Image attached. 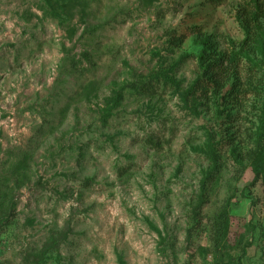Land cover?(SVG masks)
<instances>
[{"label":"rangeland","instance_id":"374dc122","mask_svg":"<svg viewBox=\"0 0 264 264\" xmlns=\"http://www.w3.org/2000/svg\"><path fill=\"white\" fill-rule=\"evenodd\" d=\"M251 10V0H0V193L15 204L0 264H219L209 224L227 202L229 245L251 246L220 264H264V178L246 159L264 110L258 59L236 67L242 86L249 67L255 76L238 104L188 94L202 39L238 51Z\"/></svg>","mask_w":264,"mask_h":264},{"label":"trees","instance_id":"16d2710c","mask_svg":"<svg viewBox=\"0 0 264 264\" xmlns=\"http://www.w3.org/2000/svg\"><path fill=\"white\" fill-rule=\"evenodd\" d=\"M210 1L215 3L219 0ZM251 3L252 10L241 16L244 39L238 51L229 53L221 52L218 51L216 44L210 38L206 37L202 39V49L198 56L202 77L200 80H196L190 87L189 95L195 96L196 94H200V97H206L210 93V96L217 97L222 101L223 105L226 102H235V104H238V99H240L241 95L245 97L246 94L250 93L253 81L255 80L254 74L251 73V67L247 70L248 75L244 86H242L238 78L236 67L239 62H242L245 56L250 62L252 61L251 57H256L258 59V66L262 73V81H260L258 85L261 90H263L264 96V28L261 24V20H264V0H251ZM180 43L181 41L179 39L173 41L174 46H179ZM251 64H253V62H251ZM159 75L156 76V74H154L152 79H155V81L161 79L165 83L170 81L166 74L161 75V77ZM148 86L149 83L147 82L142 84L143 90H149ZM228 117H230V115H228ZM209 152L212 157V170L208 178H210L213 171L217 170V155L212 149H209L207 154H209ZM246 159L249 162V167L254 175V179L264 178V110L261 125L255 135V148L247 152ZM206 192L207 188L205 182L202 184L200 194L197 197L195 211L200 210L205 203L204 198ZM228 207L229 202L226 203L221 211L210 218L209 224V240L212 245L211 252L215 260H220L219 264L222 262L221 257L225 254L221 252L234 249L241 251V256H244L246 249L251 246V244L241 245L239 242L235 245H229L230 216ZM0 209V225L10 226L12 224V216L15 212V204L13 200L10 199L8 193H0ZM220 254H222V256H220ZM241 258L242 257L238 258L236 264H240Z\"/></svg>","mask_w":264,"mask_h":264},{"label":"built area","instance_id":"2783aa9c","mask_svg":"<svg viewBox=\"0 0 264 264\" xmlns=\"http://www.w3.org/2000/svg\"><path fill=\"white\" fill-rule=\"evenodd\" d=\"M207 264H212L211 262L207 263Z\"/></svg>","mask_w":264,"mask_h":264}]
</instances>
